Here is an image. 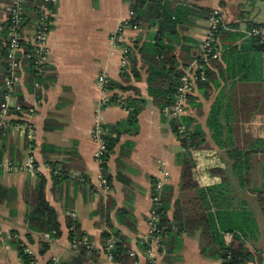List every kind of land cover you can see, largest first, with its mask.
<instances>
[{
  "label": "crops",
  "instance_id": "0c3cea01",
  "mask_svg": "<svg viewBox=\"0 0 264 264\" xmlns=\"http://www.w3.org/2000/svg\"><path fill=\"white\" fill-rule=\"evenodd\" d=\"M171 3L176 9L173 20L177 24L169 28L171 31H164L160 39L173 49L177 69L181 71L199 60L210 15L218 13L221 18L222 29L216 40L220 62L218 66H209L213 73L209 86L195 91L187 110L193 126L201 129L209 146L190 154L194 179L205 209L215 219L218 214L228 213L249 214L253 218L250 229L242 227L236 231L251 254L247 264H264V168L252 179L249 189L245 186L246 178L233 174V161L228 155L233 149L264 150V51L257 49L248 37L253 27H264V0ZM10 4V0H0V76ZM52 11L43 77L39 81L34 79L24 64L16 96L10 101L12 107L23 104L35 109L32 116L24 117L33 124L34 139L30 141L9 130L0 141V264H24L15 241L27 246L35 264H70L79 255L71 244L68 228L73 214L84 240L99 254L96 264H119L110 261L104 250L103 234L110 232L108 223L128 242L130 260L122 264H148L151 248L158 264H223L222 259L202 252L200 232L180 233L174 227L163 238L166 248L159 251L146 240L153 183L163 177V172L169 173L166 185L175 192L167 212L169 220H174L181 186L177 156L184 152L173 132L172 120L154 104L157 92L149 88L154 82L153 73L159 69L155 57L159 23L143 20L138 30L133 29L128 24L132 11L127 0H59ZM28 17L23 39L31 43L36 20ZM119 27L123 28L122 41L114 48L111 37ZM124 49H132L138 62L139 80L131 74L128 84L120 72ZM101 74L107 75L112 84L134 89L113 91L112 95L122 99L109 102L102 112L105 126L128 120L130 111L120 105L123 99L144 103L138 115V131L123 135L110 156V191L101 187V168L95 159L98 146L92 136L99 97L97 78ZM213 120L218 122L217 127L211 124ZM127 143L134 146L125 161L120 159V153ZM45 146L60 151L49 155L53 161L82 168L88 183L79 179V169H75L70 180L54 187L52 170L45 164L42 152ZM30 158L35 162V174L8 170L10 166H24ZM216 169L223 170L224 176L213 175ZM38 175L47 180L46 197L58 214L62 235L53 239L48 234L32 233L33 242L29 243L25 192L37 186ZM120 210L128 211L129 216L119 218ZM228 225L232 227L234 223L224 226ZM229 230H221L218 225L216 237L220 235V242L226 246L234 239ZM45 243L49 250L41 254Z\"/></svg>",
  "mask_w": 264,
  "mask_h": 264
},
{
  "label": "trees",
  "instance_id": "16d2710c",
  "mask_svg": "<svg viewBox=\"0 0 264 264\" xmlns=\"http://www.w3.org/2000/svg\"><path fill=\"white\" fill-rule=\"evenodd\" d=\"M131 5V11L135 15V20L132 21V25L140 26L143 20H151L153 22H158L159 33L158 38L155 40V54L158 60V72L153 73L152 78L154 79L153 84L149 87L150 90L156 91L157 94L154 97V104L158 106L161 110L165 107L170 106L175 100L176 89L180 78L184 74V71L177 69L176 57L174 55L173 49L164 45L163 40L160 38L165 35L164 31H168L171 28H175L177 21L173 20L174 11L176 10L171 3V1L159 2L153 0H127ZM43 0H27L26 3V18L27 23L30 16L31 19L37 21L38 19V8L42 5ZM54 8H52L53 10ZM176 19V17H175ZM8 24V23H7ZM167 28V29H166ZM222 26H220L219 31L216 36H219ZM252 44L259 50L264 51V47L259 45L257 40L250 38ZM3 43V42H2ZM7 44H8V26L7 33L5 36L3 57H2V75L0 76V111L1 106L4 103L5 98V79L9 71V60L7 57ZM2 45V44H1ZM0 45V46H1ZM217 46V43H216ZM217 48H219L217 46ZM26 55H31V58H25L23 60L22 66L25 64L29 67L31 76L35 78V64L32 59V47L30 44H25ZM132 53L130 55V69L127 73L122 75L125 84L130 82V75L133 74L136 80H139L137 67V58L134 51L131 49ZM220 61H211L210 65L218 66ZM169 66V69H167ZM207 67L206 73L208 81L206 83L200 84L198 88H206L209 86L210 78L213 77V73L210 67ZM37 80V79H36ZM38 81V80H37ZM120 89L121 91L134 90L131 87H124L119 84H112L110 89L114 91L115 89ZM17 87L15 86V96ZM122 98L117 94L112 95L110 103H117ZM192 96L190 97V101ZM124 108L130 111V116L126 122L117 123L113 126H104L106 134L104 135V141L107 144V152L102 158V163L100 165L101 174L107 181L108 185L112 183V176L109 173L108 162L110 156L113 154L114 149L119 142V139L125 134H135L138 131V115L143 109V101H138L132 98L123 99L122 103ZM24 111H28L29 108L20 104ZM12 113H15L12 110ZM217 121H211V124L217 127ZM184 126V133L179 131L180 126ZM172 129L174 134L179 139L184 152L177 156V163L181 167V186H180V197L175 205V215L174 220L171 222L167 216V212L170 205L174 199V189L168 185H165L161 195L160 203L156 207L159 215V228L162 230L161 243L163 249L166 245L163 238L166 234L171 232L174 227L177 228L178 232L190 233L195 232L201 233V249L202 252L211 257L220 258L223 260V264H247L251 257V254L245 247L241 236L237 235L236 228L246 229L251 228L254 225L253 218L249 214H218L215 219L214 216L205 209L203 200L200 196L199 185L194 179L193 173V163L191 160V152L208 149L209 146L206 144L204 134L201 129L197 126H193L191 118L185 116L182 118L181 122L172 121ZM9 130L1 133L0 141L5 138ZM218 141V135H215ZM219 146H222L218 143ZM133 144L127 143L123 146L120 153L121 160H129ZM44 155L45 164L49 166L52 170V178L54 187L59 186L64 181L70 180L75 169H79V179L83 180V183H88L87 178L84 176V170L82 168L75 166L73 163H60L59 161H53L50 159L49 155L60 154L59 150L53 149L49 146H45L42 150ZM233 165L231 167L234 175L243 176L246 178L245 186L251 188V181L257 178L260 174L262 168H264V150L253 151L250 149L246 150H232L228 153ZM1 160V155H0ZM121 164V163H120ZM213 175L224 176L225 172L221 169H216L212 171ZM157 180L153 183V188L155 187ZM46 185L47 180L44 176L38 175V184L35 188H29L25 192V200L29 206V213L27 216V226L31 231V234L27 236L29 243L33 242L32 233L48 234L53 239H58L62 235L61 225L58 221V214L56 210L51 206L46 197ZM118 217L121 219H126L129 216L128 211L120 210L118 211ZM231 223L232 227L229 225L226 227L225 224ZM222 230H229V234L234 237L233 242L229 245H224L220 241L221 236L216 237L218 225ZM238 224L239 227L236 225ZM239 224L243 225L240 226ZM110 232L103 234L104 240V250L107 254L108 246L111 242H114V246L110 253L113 255V261L119 264L125 263L130 260L129 257V247L128 242L125 237L121 235L119 231H115L111 223H108ZM68 228L70 230V241L73 245L74 242L82 243L84 242L83 235L79 232V227L77 222L73 218L68 220ZM16 246L19 250V255L24 264H35V259L33 256L27 253V246L22 241H15ZM90 245V244H89ZM74 248V247H73ZM79 255L75 257L70 264H96L99 254L91 250V247L81 244L77 248ZM49 250L48 244L42 245L41 254H45Z\"/></svg>",
  "mask_w": 264,
  "mask_h": 264
},
{
  "label": "built area",
  "instance_id": "2783aa9c",
  "mask_svg": "<svg viewBox=\"0 0 264 264\" xmlns=\"http://www.w3.org/2000/svg\"><path fill=\"white\" fill-rule=\"evenodd\" d=\"M159 2L172 1V0H153ZM10 7L8 13V44H7V57L10 62L8 75L5 79V98L4 103L1 106L0 111V137L1 133L7 130H12L20 135L26 137L32 141L34 139V127L31 121L24 119L26 116L29 118L35 113V109H29L24 111L21 105L11 106V99L15 96V86L17 84L19 73L22 69V63L25 58H31V55H26L25 44H30L32 47V59L35 64V78L39 81L43 77V67L47 59V38L51 30L53 11L52 8L58 5L59 0H43L42 5L38 8V19L35 25V35L31 43H26L23 39V32L27 26L26 18V3L27 0H10ZM135 20V15L131 12V17L128 22L129 26L138 30L137 25H132V21ZM222 24L221 18L218 13H213L208 19V32L204 39L201 48V55L197 63L189 67L184 71V74L179 80L175 100L173 103L163 109V114L172 121L181 122L182 118L187 116L188 105L190 97L193 96L200 84L208 81L206 69L210 65L211 61H217L221 58V51L216 46V36L219 28ZM123 28L119 27L111 37V43L114 48L118 47L122 41L121 33ZM248 37L257 40L258 44L264 47V27L256 26L248 32ZM132 51L130 49H124L123 57L120 65L121 75L127 73L130 69V55ZM112 85L111 80L105 74H101L97 78V87L99 89V97L97 100L95 113L96 123L92 132L93 140L97 144V151L95 153V159L101 165L102 158L107 152V144L104 141V135L106 134L104 124L102 123V112L107 107L112 97L113 91L110 89ZM39 86V83H36ZM123 106L122 104H120ZM14 110L15 113H12ZM185 127L180 126L179 131L184 133ZM2 162L0 160V166ZM8 170L23 171L29 174L36 173V166L33 158L21 167L10 166ZM169 176L168 172H163V177L157 180L152 192V209L149 215V232L146 237L154 247V250L163 249L161 243L162 230L159 228V215L156 207L160 203L163 188L166 185V179ZM101 187L105 191H110L111 187L107 181L101 175ZM71 217L76 220V215ZM81 244L90 248L87 241L82 243L74 242L73 247L77 248ZM114 246V242H111L107 249V257L110 261H113V255L110 253ZM29 255L32 256V252L26 250ZM154 251L151 248L150 261L148 264H158L157 259L153 255Z\"/></svg>",
  "mask_w": 264,
  "mask_h": 264
}]
</instances>
